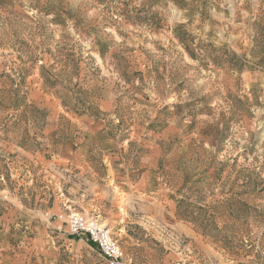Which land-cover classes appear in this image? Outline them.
<instances>
[{"label":"rangeland","instance_id":"obj_1","mask_svg":"<svg viewBox=\"0 0 264 264\" xmlns=\"http://www.w3.org/2000/svg\"><path fill=\"white\" fill-rule=\"evenodd\" d=\"M90 118L106 131L91 145L119 144L104 156L187 180L176 217L134 205V257L264 264V0H0V264H51L35 215L65 199L62 233L84 238L65 221L78 211L118 238L68 198L82 190L60 159Z\"/></svg>","mask_w":264,"mask_h":264},{"label":"crops","instance_id":"obj_2","mask_svg":"<svg viewBox=\"0 0 264 264\" xmlns=\"http://www.w3.org/2000/svg\"><path fill=\"white\" fill-rule=\"evenodd\" d=\"M90 119L95 122L96 127H89L85 124L84 128V124H81L83 126L78 131L80 133L79 147L71 152L72 154L68 153L60 159V161H64L66 169L72 170L68 175L69 180H72L75 185L78 184L82 190L78 192L79 188L76 190L72 187L74 194H70L68 198L70 201L79 200L81 208L97 209L102 212L103 219L105 218L108 223L113 224L112 227L117 233L121 247L124 248L125 257L132 261V264H170L168 258L155 259L150 257L140 261L134 257L133 250L135 247L132 246L140 242L136 233L146 236L145 229H148V226L146 224L143 225V228L132 226L133 223H144L136 215H132V209L135 207L134 205H137V208L142 210L144 216L147 217L154 215L176 217L178 214L177 206L184 198L181 194L184 193V189H181L180 186L186 184L187 180H164L162 171L158 170L159 164L145 163L143 168L140 166V169L132 164V158L127 160L118 152H116L118 155L116 158L110 157V155L104 156L107 152L116 151L119 144L113 139L110 141V145H91L90 139L92 137L106 140V131L103 130V125L98 126L96 118ZM20 149L22 152L19 154L25 155L35 163L40 162L36 159L37 155L34 152ZM121 151L120 148V154ZM52 155L57 156L56 153L50 152L51 157ZM97 156L98 159H96ZM148 158L149 161L152 160L150 156ZM158 160L160 159L158 158ZM51 165H57V163L53 161ZM140 171L141 176L138 175ZM55 196L58 200V196ZM65 200L69 201L68 199ZM66 201L63 204L66 207L64 210L71 207V204L68 205ZM64 210H59L54 216H58ZM36 212L35 226L52 229L50 230L53 233L50 246L51 264H107L97 246L89 241L86 236L76 240L73 236L70 237L66 233H62L64 220L62 221L60 218H58L60 221L53 220L54 216L42 209ZM20 215L28 214L24 210ZM14 223L8 219V225L11 226ZM177 224L183 232L191 234V226L187 225L186 221L179 219ZM90 254L93 256H87Z\"/></svg>","mask_w":264,"mask_h":264},{"label":"built area","instance_id":"obj_3","mask_svg":"<svg viewBox=\"0 0 264 264\" xmlns=\"http://www.w3.org/2000/svg\"><path fill=\"white\" fill-rule=\"evenodd\" d=\"M64 214L56 218L63 219ZM66 223L71 234L86 236L94 243L107 264H131L125 257L119 239L111 229L86 212L72 211L66 216Z\"/></svg>","mask_w":264,"mask_h":264}]
</instances>
